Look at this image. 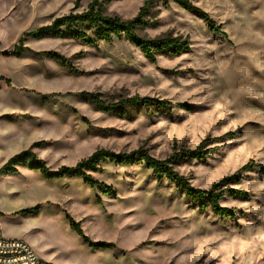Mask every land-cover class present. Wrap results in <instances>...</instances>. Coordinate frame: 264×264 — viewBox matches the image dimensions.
I'll use <instances>...</instances> for the list:
<instances>
[{
  "label": "rangeland",
  "instance_id": "rangeland-1",
  "mask_svg": "<svg viewBox=\"0 0 264 264\" xmlns=\"http://www.w3.org/2000/svg\"><path fill=\"white\" fill-rule=\"evenodd\" d=\"M91 1L0 0V56L19 57L2 52L25 32L71 10L81 12ZM144 1L111 0L104 3V13L131 18ZM191 3L223 34L212 33L198 16L172 2H155L145 15L151 24L138 28V34L186 38L190 49L157 55L153 62L123 38L89 46L77 39L27 37L21 54L29 51L26 43L39 48L33 75L48 91L25 92L15 85L4 91L9 108H35L37 102L40 114L17 110L2 123L0 167L2 158L16 149L14 154L30 149L56 169L74 165L98 148L129 152L142 147L162 159L173 144L193 149L209 139L204 161L173 168L200 189L236 173L239 181L233 186L245 195H225L219 201L234 217L200 211L180 187L158 179L142 162L100 164L92 178L110 186L113 194L82 178L47 180L19 165L15 173L0 177V217L48 264H264V0ZM44 51L64 57L67 65ZM81 91L98 93L107 102L138 95L170 105L127 108L120 116L96 110ZM227 132L233 134L213 140ZM250 160L256 165L237 173ZM30 201L43 205L38 216L23 211ZM67 215L90 241L112 246L84 243Z\"/></svg>",
  "mask_w": 264,
  "mask_h": 264
},
{
  "label": "trees",
  "instance_id": "trees-1",
  "mask_svg": "<svg viewBox=\"0 0 264 264\" xmlns=\"http://www.w3.org/2000/svg\"><path fill=\"white\" fill-rule=\"evenodd\" d=\"M78 0H76L77 3ZM111 0H92L87 8L81 12L71 10L67 14L55 17L49 24L41 26L33 31L25 32L18 40L17 44L8 51L2 52L3 55H20L24 49L23 42L27 37L41 38L51 36L55 38H70L80 40L85 45H95L98 42H110L112 38H123L136 48L150 61H154L157 55H179L189 51V41L186 38L171 37L165 35L162 37L145 38L138 34L137 29L151 24V21L145 20V15L149 13L150 7L155 2H162L167 5L170 2L178 5L180 8L195 14L204 21L207 28L214 34L222 33L221 26L217 25L210 16L202 9L197 8L191 3V0H145L139 7L137 13L131 18L122 19L116 15L104 13V3ZM223 34V33H222ZM41 54L55 58L62 65H67V60L55 52L44 51ZM70 67V66H69ZM80 95L89 101L96 110L105 113L124 116L127 108H156L158 110L169 107V101L165 99H156L148 96L133 95L129 97H120L116 102H107L100 98L98 93L81 91ZM185 106V103L183 104ZM233 134L227 132L213 140H222L224 137ZM209 139L202 140L197 147L193 149L183 146L172 145L171 153L162 159H157L149 152L139 147L129 152H114L104 148H98L85 158L80 159L74 165H61L56 169H50L45 162L38 158L30 150H22L10 157L1 167L0 174L15 173L17 166L22 165L30 170H36L47 180L60 179L63 177H78L90 186H97L105 194H113L110 186L99 183L92 178V173L101 171L100 164L109 161L115 165H128L142 162L147 169L152 170L154 176L158 179L165 178L176 186L180 187L185 196L191 199L200 211L209 209L213 214L227 218H233L232 209L222 206L219 201L225 196L241 197L245 192L233 184L239 181L236 173L225 176L216 182H213L208 189L193 187L188 180L174 170L175 165L190 160L204 161L208 155V150L204 149ZM256 165L252 160L243 164L237 171L241 172L247 168ZM260 166V165H258ZM41 204L23 210L24 212H36ZM70 228L79 235L84 243L91 247L108 248L111 243L92 242L83 235L77 222L69 215L66 216Z\"/></svg>",
  "mask_w": 264,
  "mask_h": 264
},
{
  "label": "crops",
  "instance_id": "crops-1",
  "mask_svg": "<svg viewBox=\"0 0 264 264\" xmlns=\"http://www.w3.org/2000/svg\"><path fill=\"white\" fill-rule=\"evenodd\" d=\"M25 48L29 49V51H25L24 53L20 54L19 57L10 56V57L6 58V57L0 56V61L4 62V68H0V78L2 80L0 82V89L2 88L0 90V130H2L1 127L6 123L5 121L8 119V117L13 115V114H16L17 110H19L20 112L27 111L30 114H33L34 116L40 114L39 108L37 106H35L37 104V102H34L35 108H31V107L25 108L22 106H18L19 108H12V107L9 108L6 101L4 100V98H5L4 91L7 89V87L15 85V87H17L18 90H20V91L23 90L25 92L29 91V92H34V93H44V92L48 91L47 87H45V84L42 82V80L38 76L33 75V74H35L34 69H36L38 64H39V61H37L39 56H40L39 55V48H33L28 43L25 44ZM2 50L3 49H0V51H2ZM8 50L9 49H7L6 51H8ZM44 57H46V56H44ZM16 58H18V60H15ZM47 60L49 62L51 61L49 59H47ZM45 65H46V63H45ZM47 65H48V63H47ZM14 74H18L19 76L17 77ZM32 77H34V78H32ZM34 100H36V99H34ZM2 123H4V124H2ZM16 151H17V149L11 150V152H9V154L7 156L3 157L2 158L3 164ZM20 166H22V165H20ZM32 171H36V170H32ZM6 175H8V173L0 174V177L6 176ZM11 191H13V190H11ZM36 204H39V203H37L35 201H30L23 208L24 209L25 208H31V207H34ZM1 206L2 205L0 203V208H1ZM42 207H43V205H42ZM19 209H21V208H19ZM10 211H12V210L5 211V213H9ZM39 211H40V209L38 211L34 212L33 215L38 216ZM0 228L2 230V234L6 237H10V238L16 237V238H20V239L23 238L22 234L12 230V226H10V222L8 220L1 218V217H0Z\"/></svg>",
  "mask_w": 264,
  "mask_h": 264
},
{
  "label": "built area",
  "instance_id": "built-area-1",
  "mask_svg": "<svg viewBox=\"0 0 264 264\" xmlns=\"http://www.w3.org/2000/svg\"><path fill=\"white\" fill-rule=\"evenodd\" d=\"M0 264H48L24 240L7 238L0 228Z\"/></svg>",
  "mask_w": 264,
  "mask_h": 264
},
{
  "label": "bare ground",
  "instance_id": "bare-ground-1",
  "mask_svg": "<svg viewBox=\"0 0 264 264\" xmlns=\"http://www.w3.org/2000/svg\"><path fill=\"white\" fill-rule=\"evenodd\" d=\"M7 31V30H6ZM5 36V35H4ZM9 36H10V34H9ZM9 36H7V37H9Z\"/></svg>",
  "mask_w": 264,
  "mask_h": 264
}]
</instances>
